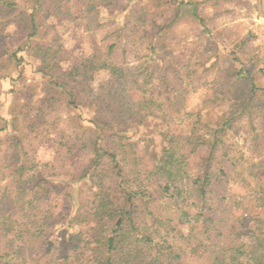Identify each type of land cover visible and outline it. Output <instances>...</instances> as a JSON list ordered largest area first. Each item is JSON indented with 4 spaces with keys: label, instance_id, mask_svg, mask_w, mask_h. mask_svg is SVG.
Listing matches in <instances>:
<instances>
[{
    "label": "trees",
    "instance_id": "16d2710c",
    "mask_svg": "<svg viewBox=\"0 0 264 264\" xmlns=\"http://www.w3.org/2000/svg\"><path fill=\"white\" fill-rule=\"evenodd\" d=\"M122 1L43 0L29 12L17 0H0V43L7 37L11 25H19L35 34L39 31L40 16L51 14L60 20L86 17L88 21L90 16H94L96 20L101 7L112 14L113 8ZM148 15L147 9L135 7V4L130 9L119 35L124 38L119 41L123 42L121 57L114 58L118 42L109 47L106 58L99 59L94 55L84 63L73 65L67 73L58 62L63 46H55L54 38L48 44L36 45L34 51L45 75L56 84L68 82V78L77 83L81 78L82 86L91 81L90 73L107 71L109 78L102 81L97 90L90 88L86 91L87 85L82 86L86 94L92 95L87 100L83 92L84 98L79 102L95 111V126L107 132L113 125L126 123L134 117H160L168 126L165 135L168 144L163 156L138 152L132 144L125 142L126 138L120 133L107 135V151L100 148L93 135L83 141L81 139V146L92 147L95 151L92 164L85 171L92 193L89 199L81 201L82 207L75 216L68 218L67 223L70 226L81 225L88 217L90 231L87 236L81 231L70 233L69 243H49V249H58L59 254H49V250H44V239L47 240L48 235L44 234L43 228L57 227L67 214L52 208L54 188L48 187V180L41 181L44 173L39 163L25 153L24 161L17 156L16 162L9 165L11 172L4 171L9 166H0V175L10 179L5 187H0V245L4 247L0 249V264H196L185 261L186 252L178 246L179 236H176L174 226L177 212L191 202L199 213L190 216V211L184 209L179 219L184 221L186 216L196 218L194 229L201 225L199 228L204 230V234L209 233L212 224L213 229L222 230L229 227L226 219L231 212H236L240 198L234 191L235 173L242 171L248 178L260 179L258 170L264 169V153L249 161L243 155L238 160V157L234 161L229 159L231 148L225 144L223 136L234 117L224 121L219 128H207L206 132L200 133L198 114L191 122L190 133H181V126L193 116L186 108V100L196 90L193 85L195 75L197 78L204 73H196L190 64L184 63L183 58L168 51L164 33L160 35L154 30L151 36L142 33L148 26L151 29L160 26L156 19L147 18ZM88 26L90 30L93 28L89 23ZM139 31L141 39L147 42L142 52L136 49V41L130 35ZM12 56L20 59L16 52ZM261 72L264 73V69ZM245 80L241 72L235 71L225 85L229 87L232 82L236 90L243 86L247 101L236 99L231 109L233 113L245 114L255 126L258 109L264 105L263 101H254L261 88L253 82L246 90L248 82ZM155 81L163 87L152 90L151 85ZM208 82L204 84L208 86ZM75 90L76 87L70 92ZM76 99L71 94L66 102L72 104ZM102 111L108 114H99ZM14 140L23 151V139L14 136ZM103 161L110 165L102 166ZM119 173H123V187H116L114 183ZM153 187L158 192L157 197ZM135 200L141 205H136ZM168 204L173 212L165 211ZM139 209L140 213L137 212ZM227 246L222 241L218 243L217 251L210 254L208 263L244 264V245L233 241ZM188 248L191 249L190 246Z\"/></svg>",
    "mask_w": 264,
    "mask_h": 264
},
{
    "label": "rangeland",
    "instance_id": "374dc122",
    "mask_svg": "<svg viewBox=\"0 0 264 264\" xmlns=\"http://www.w3.org/2000/svg\"><path fill=\"white\" fill-rule=\"evenodd\" d=\"M17 1L29 12L32 7H38V3H43V0ZM134 4L147 9V18L156 19L160 25L154 29L148 26L143 34L151 36L155 33L152 30L159 31L160 35L164 33L168 51L183 58L184 63L190 64L196 73H204L197 78L195 75L193 85L196 90L186 100V108L193 116L181 126V133H190L191 122L198 114L200 133L206 132L207 128H219L224 121L234 117L223 136L225 144L231 148L229 159L234 161L238 157V160L243 155L249 161L264 153V105L258 109L259 115L253 126L245 114H234L231 109L236 99L247 101L243 86L236 90L232 82L229 87L225 85L233 72H241L248 82L246 90L253 82L261 88L254 101L264 102V73L261 72L264 69V0H123L113 8L112 14L101 7L97 22L94 16H90L89 21L86 17L60 20L51 14L40 16V13L42 19L35 34L19 25H11L7 37L0 43V166L13 165L17 156L24 161L27 153L39 163L44 173L41 181L48 180V187L54 188L52 208L62 210L67 218L57 227L43 228L44 234L48 235V239H44V250H49V254L60 253L58 249H49V243H69L70 233L81 231L87 236L90 231L88 217L81 225L70 226L67 223L68 218L75 216L82 207L81 201L89 199L92 193L85 171L92 164L95 151L92 147L81 146V139L83 141L93 135L100 148L107 151V135L120 133L126 138L125 142L132 144L138 152L162 157L168 144L165 139L168 126L160 117L148 116L134 117L126 123L113 125L108 132L99 130L93 122L95 111L83 107L79 101L84 98L82 86L87 85L86 91L90 88L97 90L101 82L109 78L107 71L90 73L91 81L82 86L81 78L77 83L68 78V82L56 84L45 75L34 48L43 42L48 44L54 38L55 46H63L58 62L67 73L73 65L84 63L94 55L99 59L106 58L109 47L124 39L119 37L120 31ZM88 23L93 27L91 30ZM139 33L128 35H133L136 49L142 52L147 42ZM118 46L114 58L121 57L123 42ZM13 52L20 59L14 58ZM207 80L208 86L204 84ZM75 87L76 92H70ZM159 87L163 86L158 81L151 85L152 90ZM71 94L77 99L67 104ZM89 95L92 94L85 92V99L89 100ZM99 114L104 116L108 113L102 111ZM14 136L23 139V151ZM109 165L103 161L102 166ZM10 166L4 171L11 172ZM258 173L259 180L248 178L242 171L235 173L234 191L241 199L236 212L226 214L229 215L227 228L213 229L212 224L209 233L204 234V230L199 228L201 225L194 229L196 218L186 216L184 221L179 219L184 209L190 211V216L199 213L191 202L177 212L174 216L178 218L174 221L175 233L179 236L178 246L186 252L185 261L209 264L210 254L217 251L218 243L222 241L229 246L236 241L238 245H244V264H264V169ZM83 175L85 178H81ZM122 177L123 173L116 175V187H123ZM9 181L5 175H0V187H5ZM153 190L157 197L156 188ZM55 191H58L57 195ZM70 193L71 197H68ZM117 196L122 197L119 193ZM135 204L141 205V202L135 200ZM164 209L173 212L169 204ZM137 212L140 213L141 209Z\"/></svg>",
    "mask_w": 264,
    "mask_h": 264
}]
</instances>
